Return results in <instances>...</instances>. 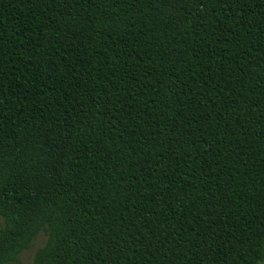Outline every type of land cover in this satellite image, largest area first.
I'll return each instance as SVG.
<instances>
[{"label": "trees", "instance_id": "trees-1", "mask_svg": "<svg viewBox=\"0 0 264 264\" xmlns=\"http://www.w3.org/2000/svg\"><path fill=\"white\" fill-rule=\"evenodd\" d=\"M9 34L260 77L9 52ZM0 220V264L40 234L31 264H264V0H0Z\"/></svg>", "mask_w": 264, "mask_h": 264}, {"label": "rangeland", "instance_id": "rangeland-1", "mask_svg": "<svg viewBox=\"0 0 264 264\" xmlns=\"http://www.w3.org/2000/svg\"><path fill=\"white\" fill-rule=\"evenodd\" d=\"M6 51H22L24 53L46 54L52 56H64L68 59L86 60L93 62H107L112 64L131 65L141 68H164L176 64L187 68L186 70L194 73L219 74L224 76L232 74L243 79L258 80L260 77L254 71H244L240 61L236 59H225L222 65L212 66L207 59L181 57L176 58L167 54H159L123 46L113 47L103 43H83L76 41H54L42 39L31 35L9 34L5 42ZM240 67L242 74L235 73V69ZM218 72V73H217ZM251 73V74H248ZM1 225V220H0ZM46 240L40 234L32 246L23 252L16 264H31L35 251L41 247Z\"/></svg>", "mask_w": 264, "mask_h": 264}]
</instances>
